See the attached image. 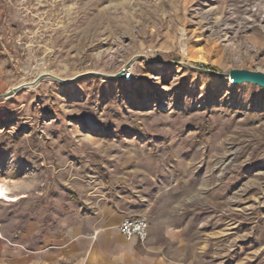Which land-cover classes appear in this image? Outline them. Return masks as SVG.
I'll return each mask as SVG.
<instances>
[{
	"label": "rangeland",
	"instance_id": "374dc122",
	"mask_svg": "<svg viewBox=\"0 0 264 264\" xmlns=\"http://www.w3.org/2000/svg\"><path fill=\"white\" fill-rule=\"evenodd\" d=\"M210 68L264 73V0H0L6 264L51 198L132 210L176 264H264V88Z\"/></svg>",
	"mask_w": 264,
	"mask_h": 264
},
{
	"label": "crops",
	"instance_id": "0c3cea01",
	"mask_svg": "<svg viewBox=\"0 0 264 264\" xmlns=\"http://www.w3.org/2000/svg\"><path fill=\"white\" fill-rule=\"evenodd\" d=\"M51 200L49 209H36L28 220L20 222L15 236L20 253L9 260L10 264H176L156 242L157 235L149 224L141 251L135 250L137 238L128 240L121 235L118 227L133 216L132 210L106 205L91 211L76 207L72 200L66 201V209L59 210ZM9 255L0 252V263L6 264Z\"/></svg>",
	"mask_w": 264,
	"mask_h": 264
},
{
	"label": "built area",
	"instance_id": "2783aa9c",
	"mask_svg": "<svg viewBox=\"0 0 264 264\" xmlns=\"http://www.w3.org/2000/svg\"><path fill=\"white\" fill-rule=\"evenodd\" d=\"M131 79L130 70L124 71V81L128 82ZM121 235L130 240L137 238L139 242L144 243L148 238V222L145 217L137 216L127 218L118 227Z\"/></svg>",
	"mask_w": 264,
	"mask_h": 264
},
{
	"label": "water",
	"instance_id": "95a60500",
	"mask_svg": "<svg viewBox=\"0 0 264 264\" xmlns=\"http://www.w3.org/2000/svg\"><path fill=\"white\" fill-rule=\"evenodd\" d=\"M207 72L216 75L220 79H226L227 81L231 80L233 85L251 84L264 88V73L261 72H252L247 70H231L228 73H214L210 70ZM116 77L119 79L124 78V71L122 70ZM17 90L18 88L14 89L9 93V95H12Z\"/></svg>",
	"mask_w": 264,
	"mask_h": 264
},
{
	"label": "bare ground",
	"instance_id": "6f19581e",
	"mask_svg": "<svg viewBox=\"0 0 264 264\" xmlns=\"http://www.w3.org/2000/svg\"><path fill=\"white\" fill-rule=\"evenodd\" d=\"M182 50L185 54V56L190 59V60H193V61H198V62H201V63H207V60L205 58V56L198 52L197 54L195 55H192V53L190 52V50L186 47L185 44L182 45ZM159 64H153V65H150V66H153L155 68H160V66H158ZM230 84L232 83L231 80L228 81ZM5 190V187L3 186H0V199L3 197V191Z\"/></svg>",
	"mask_w": 264,
	"mask_h": 264
},
{
	"label": "trees",
	"instance_id": "16d2710c",
	"mask_svg": "<svg viewBox=\"0 0 264 264\" xmlns=\"http://www.w3.org/2000/svg\"><path fill=\"white\" fill-rule=\"evenodd\" d=\"M212 71H215L214 69L210 68Z\"/></svg>",
	"mask_w": 264,
	"mask_h": 264
}]
</instances>
